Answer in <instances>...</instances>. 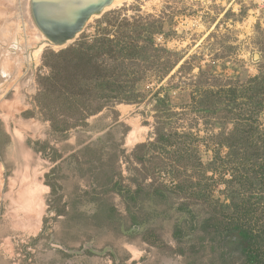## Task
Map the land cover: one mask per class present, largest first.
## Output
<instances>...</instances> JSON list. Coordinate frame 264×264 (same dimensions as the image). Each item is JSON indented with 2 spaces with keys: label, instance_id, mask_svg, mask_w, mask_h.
<instances>
[{
  "label": "rangeland",
  "instance_id": "1",
  "mask_svg": "<svg viewBox=\"0 0 264 264\" xmlns=\"http://www.w3.org/2000/svg\"><path fill=\"white\" fill-rule=\"evenodd\" d=\"M33 1L0 0V264H264V0H122L64 45Z\"/></svg>",
  "mask_w": 264,
  "mask_h": 264
},
{
  "label": "water",
  "instance_id": "2",
  "mask_svg": "<svg viewBox=\"0 0 264 264\" xmlns=\"http://www.w3.org/2000/svg\"><path fill=\"white\" fill-rule=\"evenodd\" d=\"M101 0H34L33 11L40 29L55 42L73 39L84 28Z\"/></svg>",
  "mask_w": 264,
  "mask_h": 264
},
{
  "label": "bare ground",
  "instance_id": "3",
  "mask_svg": "<svg viewBox=\"0 0 264 264\" xmlns=\"http://www.w3.org/2000/svg\"><path fill=\"white\" fill-rule=\"evenodd\" d=\"M125 1V0H124ZM121 2H123L122 0H101V5H100V9L99 10H96V11H94L93 13V15H91V17L87 20V22L89 21V20H91V18L93 17V16H100L101 14H103V13H105V12H107L108 10H110L111 8H113L116 4H118V5H120L119 3H121ZM86 22V23H87ZM85 23V24H86ZM75 38V37H74ZM68 41H70V40H68ZM67 41V42H68ZM66 42H64V43H59V44H65ZM51 46V45H50ZM44 47V46H43ZM23 123V122H22ZM27 123V122H26ZM31 124V123H30ZM32 125V124H31ZM31 127V126H30ZM132 138V137H131ZM131 138H130V140H131ZM39 195V194H38ZM21 196V195H20ZM36 197H38V196H36ZM32 202V201H31ZM33 204V203H32ZM37 206V205H36ZM32 207V206H31ZM38 207V206H37ZM28 211V210H27ZM20 227V226H19ZM24 229V228H23ZM21 231V230H20Z\"/></svg>",
  "mask_w": 264,
  "mask_h": 264
},
{
  "label": "trees",
  "instance_id": "4",
  "mask_svg": "<svg viewBox=\"0 0 264 264\" xmlns=\"http://www.w3.org/2000/svg\"><path fill=\"white\" fill-rule=\"evenodd\" d=\"M237 90H233L232 92L236 93ZM259 94V93H258ZM255 152L258 154L260 152V150H255ZM254 156H258V155H254ZM238 208V207H237ZM241 236H243L244 238H249L250 234H248L247 231H243L241 230V233H240ZM257 258L255 257V255H251L249 256V260L252 262V264H254L255 260Z\"/></svg>",
  "mask_w": 264,
  "mask_h": 264
}]
</instances>
